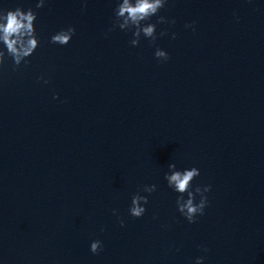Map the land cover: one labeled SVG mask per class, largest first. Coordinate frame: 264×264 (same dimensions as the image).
<instances>
[{"label":"water","instance_id":"obj_1","mask_svg":"<svg viewBox=\"0 0 264 264\" xmlns=\"http://www.w3.org/2000/svg\"><path fill=\"white\" fill-rule=\"evenodd\" d=\"M114 7L49 0L29 64L0 72L4 264H264V0H169L160 14L175 24L137 47L109 31ZM68 26L69 45L48 42ZM169 163L211 186L195 223L176 210ZM151 184L145 215L131 217V196Z\"/></svg>","mask_w":264,"mask_h":264},{"label":"clouds","instance_id":"obj_2","mask_svg":"<svg viewBox=\"0 0 264 264\" xmlns=\"http://www.w3.org/2000/svg\"><path fill=\"white\" fill-rule=\"evenodd\" d=\"M48 3L49 0H36L35 8L22 6L9 8L3 6V0H0V72L4 70L9 60L13 70L29 64V58L36 53L41 44L36 27L38 19L36 9L44 8ZM168 3L169 0H115L112 28L109 31L118 28L130 33L129 44L132 47L139 46L141 39L148 40L155 45L160 37L168 34L165 30L157 33V26L175 24L174 19L169 20L160 14L161 9H164ZM153 17H156L155 22H152ZM194 23H186L185 28H192L194 31ZM75 33V27L68 26L51 34L48 42L61 47L67 46ZM171 36L175 39L176 33L172 32ZM154 57L160 62H166L169 59V53L156 46ZM37 80L44 85L49 83V80L43 75L37 77ZM53 98L58 99V96ZM200 175L199 168L195 166L178 168L176 163H169L167 171L163 174L168 189L176 194V210L190 224L195 223L198 217L205 214L209 203L207 194L211 191V186L193 183ZM156 190L157 185L151 184L144 185L134 193L131 196L128 214L137 219L142 218L147 211L149 196ZM113 214L116 215V210H113ZM120 224L121 227L124 226L123 220L120 221ZM89 250L93 254L100 252L102 241L93 240ZM201 251L206 254L208 249L205 247ZM206 258V255L197 256L195 264H205ZM0 264H4L2 257H0Z\"/></svg>","mask_w":264,"mask_h":264}]
</instances>
